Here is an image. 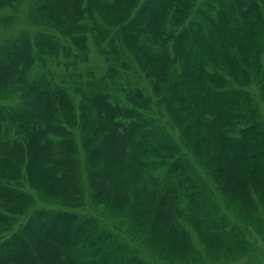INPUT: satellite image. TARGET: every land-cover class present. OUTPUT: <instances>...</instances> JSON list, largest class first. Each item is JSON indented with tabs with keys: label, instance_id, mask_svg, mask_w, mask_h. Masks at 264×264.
I'll return each instance as SVG.
<instances>
[{
	"label": "rangeland",
	"instance_id": "1",
	"mask_svg": "<svg viewBox=\"0 0 264 264\" xmlns=\"http://www.w3.org/2000/svg\"><path fill=\"white\" fill-rule=\"evenodd\" d=\"M42 1L47 2L45 6ZM110 1L79 0V10L72 8L73 12L68 13L53 6V0H0V60L3 54L6 56L7 50L17 52L24 44L29 49L26 56L32 57V61L27 63L29 67L21 63L14 75L0 79V109H4V117H0V179L14 190L27 194L26 206L21 209L15 201L0 200V216L11 218L0 244L13 241L11 236L14 233L26 236L27 230L22 231L23 226L30 217L38 219L35 214L40 210L52 213L67 211L75 214L76 218L61 220L65 223L61 229L64 238L75 225L89 218L96 223L90 224L86 230L89 232L87 240L104 237L93 247L89 242L80 247V260L74 251L70 253L68 250L70 257L63 253L61 257L64 261L59 264H103L101 260L98 263V259L109 250L114 253L115 264H264V157L249 159L245 154L248 145L240 148L227 140L235 136L237 122L246 123L243 118H255L249 124H260L261 128L245 129L250 134L242 132L238 133V137L243 144L250 139L264 141V41L263 46H259L264 38L263 31L259 35L254 28V33V30H249L251 33L244 36L246 41L242 37L241 41L236 40L232 45L235 57L221 56L215 61L207 56L199 68L212 75L207 83L215 91L229 96L240 92L242 96L235 97L233 102L221 105L219 109L216 101L202 91L193 90V86L185 82L196 100L184 110L183 102H169L174 99V94L167 99L162 96L168 88V82L162 75L158 81H153L154 77L149 74V77L146 76L150 63L145 61V56L152 53L139 41L130 39L129 44L132 48L137 47L142 57L141 66L136 63L122 33L112 25L121 21L124 15L110 14L105 6ZM179 1L182 4L188 2L184 9L189 4L193 5L194 14L197 11L208 13L215 6L217 12L211 13L214 24L209 23L208 27L213 28L214 25L220 33L225 26L226 20L219 16L218 11L224 2L231 0H176L174 3L179 5ZM232 1L246 6L253 2L255 6L258 4L257 10L262 17L260 26H263L264 0ZM149 5L150 2L147 3ZM248 11L252 15L257 13L256 9ZM166 15L163 17L160 14L157 18L160 27L162 17L165 19ZM203 21L207 24L205 19ZM172 22L177 24L178 20ZM243 35L246 34L239 31L235 38ZM227 53L228 50H225V55ZM216 66L220 73L213 72ZM166 70L170 71L168 67ZM196 74L193 70L189 79L197 77ZM37 88L60 92L57 110L46 109L43 104L47 97L45 93L34 104L36 95L31 92ZM137 89L140 95L143 94L141 100L132 94ZM105 99L110 106L124 109L125 113L133 112L118 118L113 108L108 107V117L112 118L105 117ZM239 107L247 110L245 115L238 110ZM225 110L232 111V127L224 134L226 141L222 137L220 141L217 139L221 145L214 152L216 156L208 150ZM25 111H44L49 123L69 131L65 133L63 129L59 131L50 127L47 136L53 147L57 145L56 141L70 143L59 153L62 152L75 164L71 169L64 168L69 176L76 175L75 183L72 182L75 189L65 190L64 186H69L66 177L61 181L49 178L52 170L50 163L40 169L35 158L30 165L27 164L31 158L29 134L23 131L25 128L18 129L24 120L15 116H22ZM98 115L102 118H95ZM210 118H214V122ZM118 122L123 127H134V132L139 135L136 136L137 141L145 138L154 144L159 140V134L166 136L169 145L174 143L177 149L173 157L167 159L170 165L159 160L161 153L169 148L165 144H157L146 153L142 149V153L134 151L126 144V150L132 148V155L125 159L115 135L116 132H124L121 125L116 126ZM94 132L95 135L108 136L110 154L117 151L121 161L113 163L114 153L94 157L98 152L96 150L106 144L104 138L103 142L101 136H94ZM91 136L94 137L90 139ZM39 141L45 143V137L41 135ZM224 148L231 154V148L235 149L233 158L226 157L225 161L219 158ZM38 149L41 152V148ZM225 152L224 155L229 156ZM106 162L113 164L107 167ZM14 166L18 169L17 173L13 171ZM226 166L233 171L235 178ZM179 167L181 169L176 170ZM124 169L126 174L121 179L117 170ZM248 169H255L252 173L255 185H258L256 190L252 184L248 188V183L243 180L242 173ZM104 170L114 172V179L101 177ZM163 192L167 195L164 200L170 209L168 220L164 216L157 218L151 215V211L147 213L161 202ZM186 192L192 193V196ZM143 195L155 196L156 201L150 199V202L140 203ZM165 221L171 225L170 228ZM3 226L0 225V228ZM172 228L175 230L172 231ZM37 241L42 247H63L52 243L49 236ZM118 246L126 250L118 253ZM51 257L56 258L52 254ZM48 261L45 264H50ZM6 264L19 262L14 260Z\"/></svg>",
	"mask_w": 264,
	"mask_h": 264
},
{
	"label": "trees",
	"instance_id": "2",
	"mask_svg": "<svg viewBox=\"0 0 264 264\" xmlns=\"http://www.w3.org/2000/svg\"><path fill=\"white\" fill-rule=\"evenodd\" d=\"M47 1V0H45ZM49 1V0H48ZM54 3L52 4L53 6L56 5L58 8L62 9L65 12L72 13L73 10L72 8H75L76 10H79V7L81 5L78 3L79 0H53ZM176 0H111L110 2L107 3L106 9L109 11L110 14L118 16L119 14L124 15L123 19L121 21L115 22L114 25L115 28H117L119 33H122L124 37V43L126 44V47L131 50V53L134 55L136 63H138L141 66V60L142 57L140 56V51L137 47L132 46L129 44L130 39H134L135 42H138L140 44H143L149 51L152 53L148 57L145 56V61L149 62V68L150 70L145 72L146 76L148 74L152 77H154V80H159L160 76L162 75L163 79H166L168 82V88L165 90L162 94V96H165V99H167L170 95L173 96L175 95L174 99L170 100L169 102H183L185 108L184 110H187V108L190 106L191 107V102H195V98L192 94V89L189 90L187 89V85L185 86V82L187 84H191L193 86V90L197 89L198 91L204 92L209 99L216 101L217 107L220 109L221 105H227L228 102L231 103L233 102L234 98H238L242 96L240 92H233L232 96L227 95L226 93H223L222 91L214 90L212 87L209 86L207 83V79L211 78L212 75L206 74L205 72L199 70L201 66H203L204 62L206 61V57L213 58L215 61H217L218 58L221 56L225 58V56L230 57H235V49H232V45H235L236 40L240 39L241 37L244 38V36L249 35L254 28L257 30V33H261L263 31L264 34V24L263 26H260L262 24V17H261V12L257 10L256 4L249 3L247 6L246 4L240 3V2H231L225 3L221 6V10H219V16L224 17L226 20L225 26L222 27L220 30L221 32L219 33V30L216 29L213 25V28H210V25L208 27L209 23L214 24V17L211 15L212 12H217L218 8L215 6L209 10V12H201L197 11L195 14L193 12V5L191 6L189 4V7L187 9H184V5L187 3H183L179 1V5L175 4ZM44 2V1H42ZM150 2V5L147 6V3ZM47 2L42 3L43 6L46 5ZM194 3V2H193ZM250 9H256L257 13L256 15H252L251 12L248 10ZM166 15V18L163 19V17ZM162 15V21L163 24L161 27L158 24L157 18L159 15ZM181 16V17H179ZM203 19L206 20L207 24L204 23ZM253 19H258L261 23L258 21H253ZM178 20L177 24H173L172 21ZM158 24V25H157ZM248 25V28H247ZM114 26H111L114 28ZM160 27V28H159ZM218 30V32H217ZM251 32H250V31ZM239 31H242V34H246L243 36H240L239 38H235V34H237ZM255 30L253 31V33ZM217 33H219V37H217ZM249 33V34H248ZM239 35V34H238ZM260 37V36H259ZM80 39V37H79ZM219 39H222L221 41H218ZM246 41V38H244ZM241 41V39H240ZM263 41L264 38L261 40V44L259 46H263ZM234 43V44H233ZM263 43V44H262ZM226 45L228 47H226ZM219 46V47H218ZM225 50H228L227 55H225ZM27 53V54H26ZM29 54V49L27 48V45L24 44L22 47L17 49V52L7 50L6 51V56H4L0 60V79L1 78H10L11 75H14L16 71H19V64L23 63V65L28 66L32 61V57H28L26 55ZM143 55V54H142ZM147 62V63H148ZM29 67V66H28ZM169 68V72L166 70V68ZM144 69V68H143ZM196 70L198 74L197 77L193 79H189L190 76L189 74L193 71ZM244 71V70H243ZM216 73H220L219 68L216 66L214 67V71ZM245 72V71H244ZM165 80V81H166ZM164 81V82H165ZM163 82V81H161ZM194 84V85H193ZM204 89V91H203ZM240 91H243L240 89ZM35 96L34 104L38 101V99L41 98L40 95L46 94L47 97L46 99L43 100V104L49 109H56L58 108V105L60 103L57 102L58 97L61 96L59 91H55L52 89H42V88H37L32 90L31 92ZM133 95H137V99L141 100L142 95H140L139 90H135ZM147 99V97H145ZM144 99V101H145ZM148 105V104H146ZM108 107H112L113 110L115 111L114 114L118 115V118H121L122 116L127 117V113L133 112L132 110L130 112H126L123 110H120L118 107L110 106L108 101L105 99V117H108L109 109ZM228 108V107H227ZM243 108V107H242ZM242 108H238L244 115L247 112V110H244ZM51 110V111H52ZM57 110V109H56ZM129 111V110H128ZM183 112V111H179ZM231 112H225L223 113V117H221V121L219 122V125L217 126V130L215 133H213V139L211 141V144L209 146V153L216 155L214 152L218 151L220 147L218 145H221L217 139L220 141L219 138L222 137L223 140L226 141V137L224 134L227 133L228 128L232 127L230 124L232 123V117H231ZM245 112V113H244ZM52 115V113H51ZM19 120H24L23 122H20L21 124L18 126V129H26L23 131L28 132V145L30 150H31V158L28 160V165H30V162L36 158V161L38 164H42V166H37L41 169L44 168V165L47 163H50L51 165V171H50V177L55 180L61 181L66 177L67 184L69 186H64L65 190H71L75 189V177L76 175H71L67 174V171L64 169L66 167H69L70 169L72 168L73 160L67 158L61 153H59L63 149H67L70 146V143L68 141H56V144L54 147L52 146L51 142H49V138L47 136V131L49 130L48 128L50 127H55L59 131L63 129L62 132L69 133V131L61 127L60 125H52V122L49 123V119L45 117L44 111L40 112H35V113H28L24 112L22 116L15 115ZM103 116V117H104ZM0 117H4V109H0ZM27 117V118H26ZM213 117V116H212ZM95 118H102L101 115L96 116ZM112 118V117H108ZM196 118H201L196 116ZM203 118L205 119V116L203 115ZM207 119V118H206ZM242 119V118H241ZM244 122L246 120V123H243V121L237 122L235 124V129H236V134L233 138L227 139L229 140V143L232 145H238L242 146L248 145L249 148L245 150V154L247 158L256 160V158L259 157H264V141L262 142V139H250L249 142L243 144V141L241 140L240 137H238V133L245 134H250L247 130L245 129L248 128H261L260 124L259 125H254L253 123L249 124L252 122V120H248L249 118H243ZM242 119V120H243ZM28 120V121H27ZM209 120L214 122V118H210ZM1 122V120H0ZM196 122V121H195ZM194 122V123H195ZM1 124V123H0ZM117 125H122L121 122L116 123ZM253 125V126H249ZM215 126V125H213ZM248 126V127H247ZM124 132L123 133H118L116 132L115 135L119 139V148L122 149L123 151V156L130 158L132 155V150L134 151H141L143 150V153H146L149 149L155 148L157 144L161 145H167L169 148L166 150V152L161 153V156L159 157V160L161 163L169 166L168 164V158L171 159L173 157V152L176 151L174 147V143H169L167 142V137L164 136L163 134H159V140L156 141L154 144H151V141L148 139H142L141 141L136 140L137 135L134 132V127H123ZM48 129V130H47ZM97 129H95L96 131ZM115 130L116 127H115ZM52 131V130H51ZM259 131V130H258ZM252 132V131H250ZM71 133V132H70ZM43 135L45 137V143H41L39 141L40 136ZM264 135V134H263ZM94 136H101L100 134H96L94 132ZM94 136H91L90 139ZM101 136L103 142V146H100L99 149H97L95 152V156H98L99 154H105L106 156L112 155L114 152H109L108 150V136ZM104 138V140H103ZM203 138V137H202ZM217 141V142H215ZM261 141V142H260ZM47 142V144H46ZM158 142V143H157ZM199 143V141H197ZM226 143L225 145L229 144ZM128 144L131 149L126 150L125 145ZM140 145V147L138 146ZM38 147L41 148V152H39ZM56 151H54V149ZM43 149V150H42ZM138 149V150H137ZM227 152V148H224ZM232 149V154L228 152L229 156H226L225 150L222 151L220 154V159L225 161L227 158L230 157L233 158V154L235 153V149ZM221 150V149H220ZM116 151V150H115ZM117 152V151H116ZM113 154V163L116 164L118 162L120 153ZM142 153V151H141ZM167 154V156H165ZM217 156V155H216ZM137 157V156H136ZM226 158V159H225ZM229 158V159H230ZM109 160V159H107ZM121 161V160H120ZM107 163V162H106ZM112 162L107 163V167H111ZM75 165V164H74ZM71 166V167H70ZM53 167V168H52ZM229 168V166H226ZM14 173H17V167L14 166ZM37 168V170H39ZM114 169V166L112 167ZM111 168V169H112ZM249 168V167H248ZM180 170L181 167L177 168L176 170ZM227 169V168H224ZM230 169V168H229ZM54 170V171H53ZM255 170V169H254ZM254 170H245L242 173L243 180L245 183H248V188L250 187L249 184H252V187L255 189V179L253 177V171ZM41 171V170H40ZM39 171V172H40ZM119 171L117 175H119V178H123L125 176V169L124 170H117ZM229 171V170H228ZM230 174L235 178V174L233 171L230 169ZM103 178H113L115 176V173L110 171V170H104L101 171V177ZM110 179V180H111ZM74 182V183H72ZM2 179H0V200L1 201H6V202H14L18 203V208L21 209V207H25L27 203V194L22 193L20 191L14 190L15 188L10 187V184L4 183ZM3 184V185H2ZM73 185V186H72ZM112 185H109L111 187ZM21 190V189H20ZM256 190V189H255ZM188 195L192 196V193L186 192ZM163 195H161V202L157 204L156 208L153 206L151 209L147 210L151 211V215L156 216L157 218H161L164 216L165 220H168L170 209L168 208V204H166V201L164 198L167 197L166 193L163 192ZM244 194V191H243ZM244 198V197H243ZM150 199L154 201L156 199L155 196H145L143 195L142 198L140 199V203H147L150 202ZM154 199V200H153ZM156 201V200H155ZM149 214V215H150ZM35 216H37L38 219H33L34 217H30L28 219L27 224H25L22 228L23 230H27V233L25 234L26 236L21 235V233H14L11 236V239L13 241L10 242H3L0 244V264H6V262H11L16 260L19 262L21 261L24 262L25 264H38V263H46L47 260L49 259V263L53 264L51 254L54 256L55 255V261L54 264H59L60 261H64V258L62 254L65 253L67 254L68 258L70 257V254L68 253L70 251H74L76 255H78L79 260L81 259V252H80V247H83L86 245V243L89 242V244L93 247V244L96 245L97 241L102 239V237H97L93 239L91 238L89 241L87 240V233L86 230H88L90 227L89 225L93 224L96 221L93 218L86 219L82 221L80 225H75L72 229L71 232L67 233L65 235V238L61 232V229L64 227V222L61 220H69L72 218H76L75 214L65 212V213H52L48 212L46 210H40L38 211ZM11 218L8 216L1 215L0 216V225H4L3 228H0V238L3 236V232L5 228L11 223ZM85 223V224H84ZM165 223L168 224V222L165 221ZM171 224V223H170ZM169 225V224H168ZM31 226V227H30ZM171 225H169V228ZM87 228V229H85ZM29 229V230H28ZM174 228H172V231ZM51 236H50V235ZM31 235V236H29ZM103 234H100L101 236ZM46 236H49V239L52 243H57L60 244L61 246L63 245L62 249H51V247H42L39 246L37 240H45ZM110 237V235H108ZM216 238V236H214ZM92 240V241H91ZM33 241V242H32ZM11 243V244H10ZM34 243V244H33ZM96 243V244H95ZM8 244L10 246H8ZM81 244L82 246H79ZM119 249L116 250L118 253L123 252L122 250H126L125 247L118 246ZM67 248V249H66ZM72 253V252H70ZM114 253L109 250L108 252H104L102 255H100L98 259L99 261L103 264H115V258H113ZM26 258V259H24ZM21 259V261H18ZM58 259V261H57ZM28 260V261H26ZM77 263V262H76Z\"/></svg>",
	"mask_w": 264,
	"mask_h": 264
}]
</instances>
